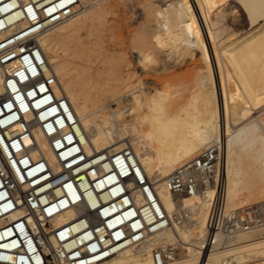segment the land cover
<instances>
[{"label":"bare ground","instance_id":"6f19581e","mask_svg":"<svg viewBox=\"0 0 264 264\" xmlns=\"http://www.w3.org/2000/svg\"><path fill=\"white\" fill-rule=\"evenodd\" d=\"M90 1L78 0L73 14L38 37L49 62L46 74H55L56 93L71 103L84 131L85 151L131 148L171 218L169 225L144 241L95 264H156L152 249L168 243H179V249L163 264H200L201 260L203 264H238L240 259L243 264H264V237L240 240L239 235L245 237L248 232L246 228L230 244L211 249L202 259L199 246L206 234L208 202L200 196L174 195L166 185L177 165L203 148L220 144L227 205L242 215L240 203L247 191L242 189L243 177L235 163V141L247 150L249 159H258L260 169L250 173L251 180L264 178V117L252 115L264 106V0H146L148 15L144 20L149 37L139 32L142 38L137 35L141 39L132 44V56L141 71L147 70L148 61H155L152 69L158 75L133 78L135 74L125 73L122 66L115 67V55L101 50L97 79L102 102L97 105L89 103L85 86L78 84L81 76L71 74V60L59 53L60 48L69 49L88 17L104 11L95 1L88 9L85 3ZM125 59L130 66V60ZM188 68L196 74L186 86L181 76ZM160 78L167 85L170 80L183 82L172 91L156 85ZM3 89L0 72V91ZM126 114L130 117L124 122L120 118ZM34 134L53 160L41 133ZM253 141L258 142L255 152L248 150ZM181 209L188 213L190 223L173 217ZM75 214L74 209H66L50 219L51 226L68 222ZM53 246H57L54 239Z\"/></svg>","mask_w":264,"mask_h":264},{"label":"built area","instance_id":"2783aa9c","mask_svg":"<svg viewBox=\"0 0 264 264\" xmlns=\"http://www.w3.org/2000/svg\"><path fill=\"white\" fill-rule=\"evenodd\" d=\"M77 3L0 0V264H95L171 222L131 148L85 151L71 103L56 93L55 74H46L49 62L38 37L73 14ZM34 131L41 133L53 160ZM166 185L174 195L208 202L202 259L230 244L243 228L264 225V213L250 224L228 207L220 144L177 165ZM69 208L75 216L51 226L50 219ZM259 209L264 212L262 205ZM173 217L189 219L182 209ZM178 249L179 243L155 246V263L163 264Z\"/></svg>","mask_w":264,"mask_h":264},{"label":"rangeland","instance_id":"374dc122","mask_svg":"<svg viewBox=\"0 0 264 264\" xmlns=\"http://www.w3.org/2000/svg\"><path fill=\"white\" fill-rule=\"evenodd\" d=\"M93 1L103 5L104 11H97L92 16L88 17L85 23L77 30L75 41L70 43L69 49L60 48L59 53L71 60V74H79L81 76V79L78 78L81 81L77 79L78 84H83L85 86V91L89 95L88 97L91 98L89 103H96L95 105H97L102 102V100H100L101 97H99L98 94V92H101L102 87H99L100 83L97 79V77L99 78L97 75L98 54L101 50L105 52L108 51V53L115 55L117 57L116 63L118 64H115V67L122 66L121 69L123 68L122 70L125 73L130 72L133 75L135 74L133 78L142 75L146 79H150L153 76L157 77L158 74L152 69L155 61H148L146 64L147 70L141 71L139 65L134 59V55L132 56V44L138 42L139 39L142 38L144 32L146 35L144 37H149V28H147V25L145 24L146 19L144 20L148 15L146 10V0H99V2L98 0H91L90 2L93 4ZM90 2H86L87 4L85 3L88 9L95 5H92ZM139 32H142V34ZM137 35L141 38H138ZM100 41L103 42V47H101V44L99 43ZM125 58L130 60V66L125 64ZM185 72L183 73L184 75L181 76L182 78L180 77L184 82L181 79H178V81L181 80L179 82H176L177 80H170L171 83H168L167 85V83L160 78L159 82H156V85L159 84L160 87L167 86L171 88L172 91L176 88H180L182 82V85H190L189 83L193 81H191V79H194L195 77H193V75L196 74L195 70L193 68H188ZM185 75H188L187 80H185ZM173 82L177 84L175 85ZM172 84L174 85L172 86ZM261 107L255 109L252 115L264 117V106ZM123 116L120 119L124 122L130 117L128 114ZM136 124H138V120H136ZM240 145L241 143L239 141H235L234 157L236 158V166L240 167V174L243 177V181L241 182L242 189L243 191H247V194L241 201L240 205L245 219L250 224H256L260 217H262V213H264L259 209V205H262V208H264V178L251 180V177L249 176L250 173L258 171L260 169V164L256 158L249 159V157H247V150H242ZM257 147L258 142L253 141L248 150L255 152ZM257 200L259 201L258 205L255 203ZM184 222L185 224L190 223L189 219L183 220V223ZM245 234V237H243V234L239 235V239L245 240L255 237H264V225L248 229V232ZM238 261H241L238 262V264H243L241 259Z\"/></svg>","mask_w":264,"mask_h":264}]
</instances>
